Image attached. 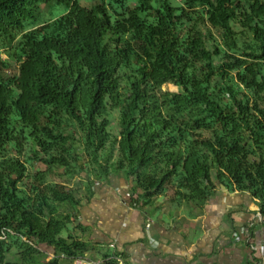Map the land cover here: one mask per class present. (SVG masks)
<instances>
[{"label": "trees", "instance_id": "trees-1", "mask_svg": "<svg viewBox=\"0 0 264 264\" xmlns=\"http://www.w3.org/2000/svg\"><path fill=\"white\" fill-rule=\"evenodd\" d=\"M120 172L137 207L225 185L264 216V0H0V264L89 255L71 225Z\"/></svg>", "mask_w": 264, "mask_h": 264}, {"label": "crops", "instance_id": "crops-1", "mask_svg": "<svg viewBox=\"0 0 264 264\" xmlns=\"http://www.w3.org/2000/svg\"><path fill=\"white\" fill-rule=\"evenodd\" d=\"M134 186L116 173L83 200L71 231L93 246L96 261L118 253L126 264H264V216L251 193L220 185L201 209L163 196L141 208L130 201Z\"/></svg>", "mask_w": 264, "mask_h": 264}, {"label": "rangeland", "instance_id": "rangeland-1", "mask_svg": "<svg viewBox=\"0 0 264 264\" xmlns=\"http://www.w3.org/2000/svg\"><path fill=\"white\" fill-rule=\"evenodd\" d=\"M48 10H49V7H45L46 17H48ZM61 12H63V10H61ZM164 90L172 91V92H178L179 88H177L174 84H166L164 86ZM118 114H119V112L116 111V113H113L112 116H111V121H112V127L111 128H112V131L114 132L115 135H118V131H119V128H118ZM30 167H31V170H30L31 173H35L37 171V169H39L38 165L37 164L35 165L34 163H30ZM54 179L57 180V181L67 180V181H69V183L71 185L79 186L80 187V192H81L82 195H84V193L86 191V184H85L86 180L84 178H81L80 176H76V177H73L71 179L68 176H63V177L55 176ZM163 197H164L163 199H165L166 201L170 200V198L167 195L163 196ZM64 236H66V231L63 232V237ZM42 248H43L44 251L49 252V253H51V255H53V250H51L47 246H42ZM51 255H50V257H51ZM88 257L90 259L94 260L93 257H90V255H88Z\"/></svg>", "mask_w": 264, "mask_h": 264}, {"label": "built area", "instance_id": "built-area-1", "mask_svg": "<svg viewBox=\"0 0 264 264\" xmlns=\"http://www.w3.org/2000/svg\"><path fill=\"white\" fill-rule=\"evenodd\" d=\"M129 196H131V194H130ZM147 226H150V222L147 224ZM246 240H247L246 233H245V234H240V236H237V237L235 238L236 243H243V242H245ZM113 247H114V245H113ZM50 255H51V253H50ZM51 257H54V255H51ZM118 259L120 260V262H121L122 264H126V263L123 261V259H122L121 257H118ZM73 263H74V264H101L102 261H96L95 259L92 260V259H90V258L88 257V255H85V256H83V257H79V258L75 259V260L73 261Z\"/></svg>", "mask_w": 264, "mask_h": 264}, {"label": "water", "instance_id": "water-1", "mask_svg": "<svg viewBox=\"0 0 264 264\" xmlns=\"http://www.w3.org/2000/svg\"><path fill=\"white\" fill-rule=\"evenodd\" d=\"M177 87V86H176ZM177 88H179V87H177Z\"/></svg>", "mask_w": 264, "mask_h": 264}]
</instances>
